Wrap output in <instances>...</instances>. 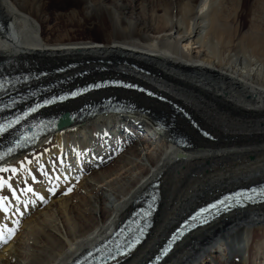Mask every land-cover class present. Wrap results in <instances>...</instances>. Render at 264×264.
I'll list each match as a JSON object with an SVG mask.
<instances>
[{"label": "bare ground", "instance_id": "1", "mask_svg": "<svg viewBox=\"0 0 264 264\" xmlns=\"http://www.w3.org/2000/svg\"><path fill=\"white\" fill-rule=\"evenodd\" d=\"M0 63L50 72L49 95L119 79L171 103L114 89L50 108L133 106L68 121L0 161L15 169L0 178V264H70L151 191L152 228L118 259L145 264L196 208L264 183V0H0ZM210 223L159 264H264V203Z\"/></svg>", "mask_w": 264, "mask_h": 264}, {"label": "water", "instance_id": "2", "mask_svg": "<svg viewBox=\"0 0 264 264\" xmlns=\"http://www.w3.org/2000/svg\"><path fill=\"white\" fill-rule=\"evenodd\" d=\"M138 85H140V84H138ZM144 87V86H143ZM145 88H147V87H145ZM155 92V91H154ZM121 102V101H120ZM124 103H126V104H128V102H126V101H124ZM127 107H133V106H131L130 104H128V105H126ZM102 109H101V111H115L114 109H110L109 107H101ZM90 110H92V112L89 114V113H83L82 115H81V118L80 119H78V121H83V120H85V119H87L88 117H90V116H92V115H94V114H96V113H98V112H100V111H98L97 109H95V108H92V109H89L88 111L90 112ZM89 114V115H88ZM83 116V117H82ZM151 187H157V184H155V182L154 183H152L151 185H150V188ZM144 195H142L141 197H143ZM140 197V198H141ZM230 201H232V199H229V201H227V200H223V201H221L220 203H218L215 207H217V210L216 211H219V210H224L225 208H227L228 206H224V207H222L221 205H224L226 202H230ZM214 207V208H215ZM226 211H228V210H226ZM205 213V212H204ZM204 213H202V214H200V215H204ZM200 215L198 216V217H196L195 219H193V220H188V221H195L194 223H197V222H200L201 221V219L199 220V218H200ZM188 224V223H187ZM186 224V225H187ZM186 225H184V227H177V231L176 232H174L173 234H171V235H169L168 237H170V238H166L164 241H163V243L160 245L161 247L159 248V249H157V251H156V253L153 255V258L155 259V260H150V263L149 264H152V262H153V264H156V263H158L159 261H160V259H162L163 257H166L167 255H168V252L172 249V246L174 245V243L175 242H177L179 239H180V237L183 235V234H185V233H187L189 230H191L192 228H190V227H187ZM179 236V237H178ZM170 246V247H169ZM156 258H159V259H156ZM114 259H112V260H109V261H106L104 264H109L111 261H113Z\"/></svg>", "mask_w": 264, "mask_h": 264}, {"label": "rangeland", "instance_id": "3", "mask_svg": "<svg viewBox=\"0 0 264 264\" xmlns=\"http://www.w3.org/2000/svg\"><path fill=\"white\" fill-rule=\"evenodd\" d=\"M76 66H79L78 64H75ZM135 70H137V69H135ZM87 71V70H86ZM88 72H89V70L87 71V73L86 74H88ZM145 73H146V71H144ZM147 74H150V73H148L147 72ZM67 75V74H66ZM69 78H71V76L69 77ZM54 86H57V85H53V87ZM142 111H144V110H142ZM193 121V120H192ZM236 132V131H235ZM235 132H233V133H235ZM179 134H182V133H180L179 132ZM209 134V133H208ZM183 135V134H182ZM104 169H111V166H110V164H108V165H105L104 166ZM13 169H9L8 171H6V173H1L0 172V178H2V176L4 177V176H7V175H9V174H12L13 175V171H12ZM45 207H47V205H42V207L41 208H45ZM211 224V223H210ZM152 228V227H151ZM191 247H192V243H191V245H190ZM186 249L187 248H185L184 250H185V252H186ZM178 253H179V255H181V254H184V253H182V251H178ZM145 259V258H144ZM143 260V259H142ZM167 260V259H166Z\"/></svg>", "mask_w": 264, "mask_h": 264}, {"label": "snow or ice", "instance_id": "4", "mask_svg": "<svg viewBox=\"0 0 264 264\" xmlns=\"http://www.w3.org/2000/svg\"><path fill=\"white\" fill-rule=\"evenodd\" d=\"M0 171H6V169L0 168ZM12 171L14 173L15 172V169H13ZM0 183H2V182H0ZM28 191H31V189H28Z\"/></svg>", "mask_w": 264, "mask_h": 264}]
</instances>
